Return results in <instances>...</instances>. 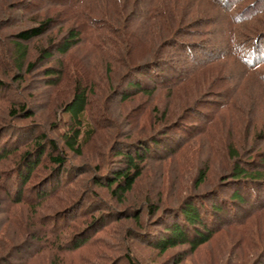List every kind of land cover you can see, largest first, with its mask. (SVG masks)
Returning <instances> with one entry per match:
<instances>
[{
  "label": "rangeland",
  "instance_id": "rangeland-1",
  "mask_svg": "<svg viewBox=\"0 0 264 264\" xmlns=\"http://www.w3.org/2000/svg\"><path fill=\"white\" fill-rule=\"evenodd\" d=\"M58 1L61 0H27L22 10L14 9L16 0L0 1V61L6 63L1 67L0 79L4 78L8 83L17 87L16 92L7 93L8 98L0 101L1 141L9 140L14 133L10 131V134L6 136L2 133L9 126L8 109L12 104L26 102L31 109L30 112L35 115L29 117L24 115V118L22 115V119L17 120L18 124L26 127H41L51 138L55 139L59 149L62 150V135L67 130L65 122L67 116L64 115L62 107L64 102L70 98V89L76 80L86 84L93 92L90 104L92 114L87 113L86 120L91 123L93 118H97L101 124L105 125L106 122L100 117L103 114L111 125L106 129H101L95 135L92 141L83 148L82 156L67 152L68 166L65 170L69 171L68 176L73 180L68 193L62 192L59 197L52 198L43 205L38 204V195L45 190L51 191L56 180L53 179L54 173L52 177L48 175L55 165L46 158L43 168L33 177L26 191L25 197H28L29 203L18 206L16 214H11L9 218L6 211H3L5 201L0 200V264H6L2 261L5 257L12 264H51L55 251L48 249L36 251L40 246H36L37 243L33 240L32 234L39 229L42 232L36 231V235L41 237L46 230L47 237L53 239L49 234L55 232L53 224L44 225L46 227H43V224L54 218L64 220L61 213L70 202L75 204L74 212L80 214L82 211H87L91 216L79 218L77 224L64 230L63 237L69 239L72 235L88 234L92 235L95 241L80 250L65 252V255L61 257L65 264H129L126 259L127 255H130L138 264H257L261 260V252L264 251V213L257 214L244 225L226 228L218 233L212 242L196 251H193L189 245H179L162 251L155 247V243L166 235L167 225L183 224L181 212L177 210L178 203L192 193H203L217 182L219 175L229 162L227 159L228 144L239 148L244 145L246 147L256 145L259 150L264 147V140L258 138L264 133V87L261 77L245 72L235 73L239 71L235 70L238 67L236 60L234 64L230 63L224 69L220 65L222 71L229 75L234 74L235 88L233 90L235 91L230 92V98L234 96L236 100L232 106L235 109H226L218 116L214 114V122L208 123L207 131L202 135L197 132L193 134L190 129V139L182 143L186 144L175 157L162 162L148 161L144 166L143 175L135 183L132 191L125 196L124 202L114 201L109 190L97 184V178L124 167L120 157L116 155L122 142L146 137L160 128L163 124L160 121L162 116L155 113V109L163 111L167 100L173 97L158 93L152 98L138 96L124 102L112 96V89L122 79L125 69L118 62L107 61L106 54L100 48L106 45L105 42L109 44L119 42L117 34L122 32V35L126 36L125 42L129 38L131 43L129 48L133 56L143 55L145 50H149L148 46L143 48L144 42H136L133 37L134 24L132 25L130 20L131 9L128 8L123 13L118 10L123 0H73L76 5L85 6L95 21L99 19L97 22L105 21L108 25L104 26V29L95 25L96 36L104 39V44L96 39L94 45V40L91 41L92 39L88 38L87 42L84 39L64 62L65 68L67 66L70 68L69 77L67 75L68 80L58 87L53 86L46 77L44 68L54 65V62H42L37 65L38 69L25 75L22 82L19 80L15 82L14 67L11 66L9 58L12 42L18 32L40 23L47 17L54 19L51 32L29 44L31 46L30 60L36 61L39 57L37 52L39 46L50 45L61 39L70 27H82L85 30V25L82 23L85 15H77V11H73L70 7L71 11L66 7L62 8ZM167 3L171 5L168 6ZM177 3L181 5L187 3L190 6L188 10L181 9L180 15L186 19L185 24L194 23L199 17V21L193 24V26H198V30H204L201 24L202 18L207 13L212 15L216 11L209 0H161L159 2L161 11L166 12L173 9ZM163 5L166 6V10L162 8ZM109 19L115 22L114 26L110 25ZM146 21V19L142 21L145 33H147ZM155 28L162 31L164 36L167 35L166 28L158 25ZM93 32L94 28L91 31L89 29V34ZM241 33L243 36L239 38L246 36L248 31ZM156 36V33L150 35L148 43L152 46L157 45L155 44L158 41ZM198 36L196 32L197 40H199ZM213 39H216V34L213 35ZM209 45L210 48L208 47L206 52L215 49L214 42ZM167 50H173L176 55V49L168 48ZM206 52L199 51L200 54ZM55 54L61 57L58 53ZM211 71L209 76L203 75L189 84L186 93L189 96L193 95L195 100L200 98L213 104L212 100L217 99H212V92H216L213 84L220 70L216 66L211 68ZM196 84L199 86L194 93L192 88ZM182 97L176 98L175 106L179 105V101L184 100ZM237 103L239 105H236ZM98 110L102 112L101 114L99 112V116L97 115ZM181 110L182 108L178 110V114ZM192 115L189 123L201 122L196 120L200 117L198 111H194ZM176 118L177 115L174 112L168 121L174 122ZM143 124H147L145 126L147 129L143 127ZM28 135L29 133L23 132L20 136ZM20 150L23 152L25 147ZM49 151L47 149V152ZM14 157L11 155V158L2 161L0 170H10L16 166L17 157L16 159ZM72 168L74 170L71 171ZM205 168L208 170L207 181L197 187L198 175ZM67 177L64 176L62 180ZM1 192L3 194V191ZM2 194L0 193V198ZM94 194L96 197H93ZM149 199L158 207L153 214H151L149 204H145V201ZM93 200L96 201L91 204ZM101 202L106 203L108 208L96 213L89 208H99L100 205L102 206ZM32 214L37 220L36 223L34 220L33 224L28 222L33 217ZM100 215L103 216L101 221L93 224V220ZM23 260H25L24 263H22ZM261 262L264 264V258Z\"/></svg>",
  "mask_w": 264,
  "mask_h": 264
},
{
  "label": "trees",
  "instance_id": "trees-1",
  "mask_svg": "<svg viewBox=\"0 0 264 264\" xmlns=\"http://www.w3.org/2000/svg\"><path fill=\"white\" fill-rule=\"evenodd\" d=\"M209 1L216 11L215 14L209 15L207 13L203 18L201 16V24L204 30H198L197 25L193 26L199 21V17L194 23L185 24L186 19L180 13L183 9L188 10L190 8L187 3L183 5L177 3L168 12L161 11L159 4L161 0H123L118 6L121 13L128 8L131 9V19H129L132 25L134 24L133 37L136 42H144L143 48L148 46L149 50L144 49L143 55L133 56L131 48H129L131 44L129 38L125 42L126 36L122 35V32L117 34L119 42L113 44L105 42L106 45L100 48L106 54L107 61L118 62L125 69L122 79L112 89V96L125 102L132 97L146 96L152 98L158 93H164L175 100L169 98L163 111L155 109V113L162 116L160 121L163 124L154 133L143 138L122 142L116 155L120 157L124 167L97 178V184L107 188L114 201L124 202L125 196L132 191L135 183L143 175L144 166L148 161L162 162L175 157L186 144L182 143L190 139V129H192L193 134L197 132L202 135L207 131L208 123L214 122V114L218 116L226 109H235L232 106L236 100L234 96L230 98V92L235 91L233 90L235 88L234 74L229 75L222 71L228 64H234L236 60L238 67L235 70L238 69L239 71H235V73L257 74L261 77L264 87V0ZM58 2L64 9L70 7L73 11H77V15H85L84 20H82L85 30L82 27H70L61 39L50 43V45L39 46L37 50L39 57L36 61L30 60L31 46L29 44L41 39L46 33H50L54 19L47 17L40 23L18 32L10 48V58L8 57L11 66L14 67L13 78L15 82L18 80L22 82L25 75L38 69L37 65L40 63L54 62V65L46 66L44 72L49 78V82L58 87L65 80H68L67 75L69 77L70 68L69 66L65 68L64 62L84 39L87 42L89 39L94 40V45L96 39L104 44V39L96 36L95 25L104 29L108 22H97L99 19L95 21L85 6L76 5L73 0ZM15 3L14 9L22 10L25 8L27 0H16ZM167 5L171 4L167 3ZM162 8L166 10L165 5ZM71 9L69 10L71 11ZM144 19L149 22L146 21L145 23L147 33L144 32L142 22ZM109 21H111L110 25H115L113 20L109 19ZM141 22L142 24H140ZM157 25L166 28L167 35L164 36L162 31L157 30L155 28ZM93 28L94 32L89 34V29L91 31ZM242 31H248V34L239 38V36H243ZM154 32L157 34L156 39L158 41L155 43L157 45L152 46L148 42L150 35H154ZM196 32L197 36L199 35V40L196 38ZM214 34H216V39L212 40ZM188 37L190 38L188 39ZM212 42L215 43L214 48L216 50L210 49L212 51L206 52L210 48L209 43ZM168 48L176 49V55L173 50H167ZM199 51L206 53L200 54ZM55 53L61 57H57ZM3 63L0 61V71L1 67L6 65ZM220 65L222 69L219 67ZM216 66L220 72L219 76L215 77L213 84L216 92L211 94L212 99L217 98L216 101L211 99L213 104L212 102L209 104L204 99L195 100L193 95L190 94L189 96L186 93L187 86L203 75L209 76L212 72L211 68ZM72 85L70 98L64 102L62 107L64 115L67 116L65 121L67 130L62 135V150L59 149L55 139L51 138L41 127H26L18 124L17 120L22 119V115L23 118L24 115L25 117L35 115L30 112L31 109L26 102L12 104L8 109L7 114L10 123L8 122L9 126L2 133L5 136L10 134V131L14 133L9 137V140L4 142L0 138V163L11 158V155L15 156L14 159L17 157V163L10 170H0V193L2 194L1 191H3L0 200L5 201L3 211H6L9 218L11 214H16L15 211H17L18 206L29 201L28 197H25L26 191L29 189L33 177L43 168L46 158L55 165V168L50 170L48 175L52 177L54 173L53 179L56 180L51 191L45 190L38 195V204L43 205L46 201L59 197L62 192L68 193L73 180L68 176L69 171L66 172L65 170L68 166L67 152L82 156L83 148L92 141L95 135L101 129H106L111 125V122L108 123L105 116L101 114V110L97 111V115L99 116L100 112V117L106 122L105 125L101 124L97 118H93L91 123L86 120L87 113L91 112L92 114L90 104L92 103L93 92L83 82L76 80ZM198 86L199 84L193 85L194 93H196ZM16 90V86L11 85L4 78L0 79V101L8 98L7 93L16 92ZM181 96L184 100L179 101V107L175 106L176 98ZM181 108L182 110L178 114V110ZM194 111L200 113V117L196 120L201 122H188ZM174 112L177 118L174 122L168 121ZM146 125L143 124L145 129H147ZM23 132H27L29 135L20 136ZM187 133L188 135H186ZM258 138L264 140V133L260 134ZM22 147H25V150L20 152ZM47 149L50 151L47 152ZM227 150L229 162L219 175L217 182L203 193H192L178 203L177 210L181 212L183 224L167 225L166 235L155 243L157 249L167 251L179 245H189L193 251H196L203 245L212 242L217 234L226 228L244 225L257 214L264 213V147L259 150L256 145L252 147L244 145L239 148L236 145L228 144ZM64 176L67 178L62 180ZM207 176L208 170L202 169L197 178V187L207 181ZM93 197L96 195L94 194ZM94 201L96 200H93L91 204H94ZM101 203L102 206L97 205L99 208H89L94 213L108 208L106 203ZM152 203L154 202H150V199L145 201V204L150 206L151 214L158 209ZM7 205L9 206L7 207ZM74 206L75 204L70 202L64 208L63 213H61L64 220L54 218L43 224V227L53 224L55 232L49 233L53 239L47 237L45 229L44 235L41 237L36 235V231L42 232V230L37 229L32 234L33 240L37 243L36 246H40L36 251H43L44 249L55 251L52 255L53 262L51 264H65L61 258L65 252L80 250L95 241L92 235L88 234L83 236L81 234L72 235L69 239L63 237L64 230H68L77 224L79 218L91 216L87 211L77 214L74 212ZM32 216L27 221L33 224L34 220L35 223L37 220L34 218V214ZM102 218L103 216L100 215L93 220V224L100 222ZM40 227L43 229L42 226ZM57 233L59 234L56 235ZM263 258L264 251L261 252V260L257 264H261ZM126 259L129 264H138L130 255H127ZM2 261L6 264H12L6 257ZM24 262L25 260L22 263Z\"/></svg>",
  "mask_w": 264,
  "mask_h": 264
}]
</instances>
